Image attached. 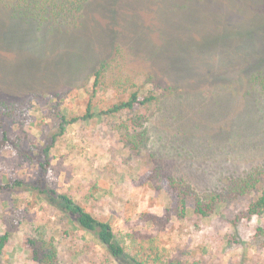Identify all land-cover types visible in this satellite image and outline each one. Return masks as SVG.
I'll list each match as a JSON object with an SVG mask.
<instances>
[{
    "label": "rangeland",
    "instance_id": "obj_1",
    "mask_svg": "<svg viewBox=\"0 0 264 264\" xmlns=\"http://www.w3.org/2000/svg\"><path fill=\"white\" fill-rule=\"evenodd\" d=\"M114 8L91 6L69 30L0 8V185L13 186L0 191V234L8 221L16 227L0 264H39L29 239L53 240L57 264H129L28 186L44 181L109 223L130 257L134 235L144 249L154 240L158 264H264V216L248 211L264 173L253 190L236 187L264 169V92L254 83L264 76V0H117ZM100 64L108 65L94 85ZM132 93L152 99L104 113ZM62 117L76 121L45 155ZM168 176L189 188L185 213L152 225L146 214L164 219L176 206ZM212 197L210 216L194 214L197 198Z\"/></svg>",
    "mask_w": 264,
    "mask_h": 264
},
{
    "label": "trees",
    "instance_id": "obj_2",
    "mask_svg": "<svg viewBox=\"0 0 264 264\" xmlns=\"http://www.w3.org/2000/svg\"><path fill=\"white\" fill-rule=\"evenodd\" d=\"M116 1L117 0H0V8L6 12L8 18L11 17L23 21L31 20L40 25L49 24L51 26L69 30L83 26L82 19L85 18V14L89 11L91 6H93V8L95 6L101 7L102 10H105L104 14L111 13V15H115L116 11L114 10V7ZM96 11L100 13V9H97ZM117 52L119 54L120 50ZM106 65L100 64L99 70L95 72L94 85L97 83L99 74L105 70ZM254 83L264 92V76H256V78H254ZM151 99L152 97H148L144 98L142 101H138L136 94L132 93L129 99L113 105L104 111V113L116 114L121 111L131 110L135 105L150 102ZM89 116L90 114L88 113L84 115L82 119L85 120ZM61 119L62 123L60 124L58 133L52 137L51 143L43 150L45 155H47L48 151L51 149L55 137L61 136L64 133V124L74 123L76 121V119H72L70 122H66L64 117ZM40 167L44 172H47L49 170V161L45 159L44 162L40 164ZM261 172L264 173V169L258 170L256 173L250 174L246 178L239 180L236 182V187L239 188L241 193L253 190L258 179L256 176L260 175ZM51 184L54 183L44 181L42 184L43 188H40V186L32 187L30 184H28V186L37 189V191L44 194L45 197L57 200V202L61 204L64 212L74 217L78 227L85 232L91 233L97 241L106 248L107 252L114 259L119 261L125 260L129 264H158L160 262L161 259L158 248L154 244V240L150 239L148 241V248L144 249L140 244L141 238L135 237L134 235H132V237L130 235L129 241L136 244L135 247L138 249L136 255L130 257L126 250L125 241L123 239H117L109 223L92 216L68 195L57 193ZM14 185L19 186L21 184L18 182ZM166 185L168 186L167 189L170 193L177 199L176 206L174 207V210H171V213L168 210L166 211L164 219L151 214H146L144 220L147 223L152 225L161 224L164 227L170 220L171 216H177L180 218L184 216L186 205L185 199L189 193V188H187L181 181L174 180L169 176L167 177ZM12 187L13 186L10 184H2L0 185V191H5ZM216 203L217 201L215 197H212L205 202H203L202 199L197 198L194 203L193 212L201 217L210 216L214 212ZM248 211L250 215L264 216V191H262L255 202L250 205ZM15 229L16 227L13 222L8 221L5 223L4 233L0 234V256L2 255L3 249L8 243L10 237L15 232ZM26 245L31 253L33 261L39 264H57L56 249L53 240L46 241L29 239ZM141 251L142 256H139L138 254H140ZM146 251L153 253V258L147 254L146 258H144L143 255H145Z\"/></svg>",
    "mask_w": 264,
    "mask_h": 264
}]
</instances>
